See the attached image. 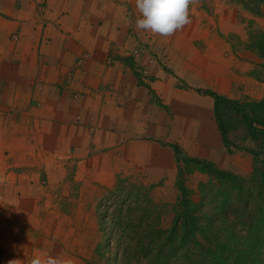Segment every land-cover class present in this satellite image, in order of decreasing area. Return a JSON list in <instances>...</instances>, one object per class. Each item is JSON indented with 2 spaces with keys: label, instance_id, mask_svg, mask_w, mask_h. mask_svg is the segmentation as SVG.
Returning <instances> with one entry per match:
<instances>
[{
  "label": "crops",
  "instance_id": "obj_1",
  "mask_svg": "<svg viewBox=\"0 0 264 264\" xmlns=\"http://www.w3.org/2000/svg\"><path fill=\"white\" fill-rule=\"evenodd\" d=\"M220 8L198 0L191 23L164 37L136 28L135 0H0V264L43 254L86 264L102 191H174L175 145L250 173L197 89L264 99V61L248 48L264 16Z\"/></svg>",
  "mask_w": 264,
  "mask_h": 264
},
{
  "label": "trees",
  "instance_id": "obj_2",
  "mask_svg": "<svg viewBox=\"0 0 264 264\" xmlns=\"http://www.w3.org/2000/svg\"><path fill=\"white\" fill-rule=\"evenodd\" d=\"M234 1L251 14L264 16V0ZM253 48L264 59V35H260ZM124 61L132 65L129 59H124ZM197 92L208 95L214 100L216 123L224 147L230 153H233V148L236 147L230 139V134L236 130L237 123L243 125L249 138L254 140L259 147L264 148V99L242 102L210 90L197 89ZM173 148L178 161L186 166V171L184 173L181 171L179 177V182L182 180L181 195L178 201L179 211L172 227L164 230L154 229L150 226L151 217L154 216L155 219L157 214L156 211H151V202H149L151 199L145 190H134L129 192V197L116 200L114 207L117 210L112 217L110 228H108L106 220L103 219L101 222L103 230L108 232L109 237L117 239L121 248L120 255L116 257L114 264H255L249 262L258 246L251 232L257 224L255 223L256 218L252 221L249 238L244 240V243L238 240L232 232L226 243L219 244L216 240L215 243L211 240L214 235L212 230V233L208 234L207 227L204 228L202 224L204 217L202 218L200 214L204 208L202 205L194 204L191 197L192 192L185 185L184 174L191 173L190 167L199 168L200 172H206L211 176L218 177V180L228 182L231 189L238 190L239 198L241 197L240 192L242 194L244 188V180L207 160L189 157L177 145ZM261 151L264 153V149ZM249 152L251 153L252 150ZM252 153L256 155V153ZM262 177V188H264V173ZM119 192L122 191L117 189L112 195L116 196ZM240 201L242 202L241 198ZM228 206L229 202L226 205L221 204L222 211L224 212ZM136 213H139L140 216ZM125 216L127 222H124ZM209 222H211L210 219ZM122 237L128 243L125 247L122 246L123 242H119V238ZM246 255L247 260L243 261L241 258Z\"/></svg>",
  "mask_w": 264,
  "mask_h": 264
},
{
  "label": "rangeland",
  "instance_id": "obj_3",
  "mask_svg": "<svg viewBox=\"0 0 264 264\" xmlns=\"http://www.w3.org/2000/svg\"><path fill=\"white\" fill-rule=\"evenodd\" d=\"M199 1L203 2L205 0ZM213 1L215 3L219 2V8L221 3L222 8H220V11H227L229 16H234L237 13L240 18L247 20V18L243 15V12L247 13V10H245L236 1ZM249 14L251 15V13ZM240 18L239 22H241ZM216 28L217 29L215 31L222 33L221 27ZM248 32H250V43L248 48L251 52L254 54L256 53L258 57H260L259 53L253 47H255L260 35H264V33L256 31L255 26L250 28ZM260 58L264 61L262 57ZM177 84L178 86L183 85L181 88L186 90V83L182 79L178 78ZM239 101L251 102L257 100L243 97ZM230 139L236 146L233 148V153H248L251 157L250 173L246 171L243 175L233 173L244 180L242 194L240 192V198L242 202L240 201L239 195L237 193L238 190L236 188L231 189L228 185V182L224 180H218V177L211 176L203 171L197 173L192 167H190L191 173L189 172L188 174H184L185 185L192 192L191 197L194 201V204L203 206V212L200 214L202 218L204 217L202 224L204 228L207 227V231L209 232L208 234L213 232L214 235L211 240L214 242L216 240L219 244L226 243L227 240L230 239L229 236L232 232L235 236H237L238 240L244 243V240L249 238L252 221L254 218H256L255 223L257 224L254 230L251 232L255 239L256 245L258 246L255 248L256 252L251 255V261L249 263L253 262L255 264H264V188H262L264 153L261 151L264 148L259 147L254 140L248 137L246 129L240 123L236 124V130L230 134ZM250 150L256 153V155L252 152L250 153ZM242 162V164L246 166L247 161L242 158ZM179 171L178 178L173 188L174 191H170L169 188H165L163 186L146 187L133 182V184L127 183L119 185V188L117 189H120L122 192H119V194L116 196H113L112 194L115 193L117 189H114L113 191L103 190L102 194L100 195V201L97 202L99 203L98 211H96L98 233L96 236L93 234L87 235L85 244L83 245L84 252L87 255V257L84 256L83 258L86 264H114L116 257L120 255L121 248L119 247L118 240L111 236L109 237L107 234L108 232L103 230L101 222L103 219L106 220L108 228H110L109 225H111L112 217H114V212L117 210L114 207V203L116 200L122 197H129V192L134 190H145L147 192V196H149L151 199L149 201L151 202V211H156L157 214L155 219L154 216H152L150 219L151 227L154 229L157 228L164 230L171 228L173 221L179 211L178 201L181 195L180 184L182 182V180L179 182V177L181 175V171L183 173L186 171V166L183 164ZM196 173L203 176L198 175V177H194V174L196 175ZM228 202L229 206L226 207L225 211L223 212L221 204L226 205ZM136 215L140 216L139 213H136ZM126 219L127 218L125 216L124 222H127ZM209 219L211 222H209ZM117 231L121 232L120 230ZM201 240H203V238H201ZM119 242H123V247L128 244L124 237L119 238ZM73 253L74 252L72 251V254ZM242 257L243 258L241 259L243 261L247 260V255Z\"/></svg>",
  "mask_w": 264,
  "mask_h": 264
},
{
  "label": "clouds",
  "instance_id": "obj_4",
  "mask_svg": "<svg viewBox=\"0 0 264 264\" xmlns=\"http://www.w3.org/2000/svg\"><path fill=\"white\" fill-rule=\"evenodd\" d=\"M197 2L198 0H135L140 14L136 20V28L155 35L172 36L191 23L190 6ZM8 264H22V261L9 260ZM29 264H74V261L64 254H43L34 256Z\"/></svg>",
  "mask_w": 264,
  "mask_h": 264
}]
</instances>
